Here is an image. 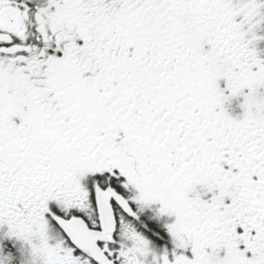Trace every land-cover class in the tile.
Segmentation results:
<instances>
[{
    "label": "snow or ice",
    "instance_id": "snow-or-ice-1",
    "mask_svg": "<svg viewBox=\"0 0 264 264\" xmlns=\"http://www.w3.org/2000/svg\"><path fill=\"white\" fill-rule=\"evenodd\" d=\"M264 0H0V264H264Z\"/></svg>",
    "mask_w": 264,
    "mask_h": 264
},
{
    "label": "flooded vegetation",
    "instance_id": "flooded-vegetation-1",
    "mask_svg": "<svg viewBox=\"0 0 264 264\" xmlns=\"http://www.w3.org/2000/svg\"><path fill=\"white\" fill-rule=\"evenodd\" d=\"M262 34H264V33H262ZM260 48H261V49H264V44H261V45H260Z\"/></svg>",
    "mask_w": 264,
    "mask_h": 264
}]
</instances>
